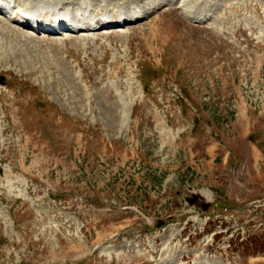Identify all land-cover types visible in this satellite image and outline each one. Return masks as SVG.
<instances>
[{
  "label": "rangeland",
  "instance_id": "1",
  "mask_svg": "<svg viewBox=\"0 0 264 264\" xmlns=\"http://www.w3.org/2000/svg\"><path fill=\"white\" fill-rule=\"evenodd\" d=\"M143 1L0 15V264H264V0Z\"/></svg>",
  "mask_w": 264,
  "mask_h": 264
},
{
  "label": "bare ground",
  "instance_id": "2",
  "mask_svg": "<svg viewBox=\"0 0 264 264\" xmlns=\"http://www.w3.org/2000/svg\"><path fill=\"white\" fill-rule=\"evenodd\" d=\"M16 1V9H20L21 11L19 14V19H22L20 22H23L25 26H28V23L30 21L32 22H38L37 19H40L41 15H45L46 18L50 15H53L55 12H60L66 17L68 20H70L71 30H78L85 32L84 35L92 36V34H88L89 32H96L103 30L105 28H119L121 26H124L126 23L135 22L139 20L141 16H136L135 13H138L140 11H135L136 9L140 7H144L145 4L143 0H133V1H124V4L116 3L115 6H111V2L109 0L99 1V0H90L84 1L81 3H74L75 6H73V10L70 11L69 9L64 8L62 5H60L59 2L55 0H35V1H21V0H15ZM65 1V0H64ZM139 1V2H138ZM71 2V1H69ZM66 4V2H65ZM70 4V3H69ZM147 4V3H146ZM46 7L43 9V11L40 9L39 11L36 10L37 8ZM68 6V5H67ZM70 7V6H69ZM0 7V15L3 14L1 12ZM15 8V7H14ZM92 8V9H91ZM145 8V7H144ZM93 10H99L100 13H95ZM141 10V9H140ZM135 11V12H134ZM25 12V13H24ZM71 12V13H69ZM148 12V11H147ZM145 12V13H147ZM98 14V15H96ZM116 16V18H114ZM8 18V17H7ZM120 18V19H118ZM9 20H12V18H8ZM15 20V19H14ZM104 21H106L104 23ZM6 20H3L0 17V32H9L11 34L17 33L20 35L21 33L16 32L15 30H10L6 26ZM94 24L91 28H86L87 24ZM37 25V24H36ZM61 30L60 31H70L67 30L62 23L60 25ZM66 29V30H65ZM38 31H45V24H38L37 26ZM62 33V32H61ZM107 35V34H106ZM112 38V37H111ZM2 47V46H1ZM3 49V47H2ZM4 51L2 52H5ZM1 52V53H2ZM3 58V56H2ZM209 191L203 190L202 194H207Z\"/></svg>",
  "mask_w": 264,
  "mask_h": 264
}]
</instances>
